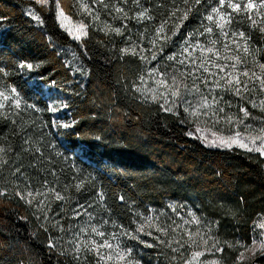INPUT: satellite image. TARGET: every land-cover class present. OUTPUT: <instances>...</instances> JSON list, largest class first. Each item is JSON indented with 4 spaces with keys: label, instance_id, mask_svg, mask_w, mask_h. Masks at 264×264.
<instances>
[{
    "label": "trees",
    "instance_id": "16d2710c",
    "mask_svg": "<svg viewBox=\"0 0 264 264\" xmlns=\"http://www.w3.org/2000/svg\"><path fill=\"white\" fill-rule=\"evenodd\" d=\"M228 1L123 0L114 31L93 22L92 0H0V264H83L68 244L82 207L119 232L152 213L192 211L211 226L227 264L251 243L264 217V157L209 148L188 132L258 133L264 115L216 91L219 105L237 116L241 106L245 116L239 125L213 124L190 112L193 92L163 97L148 82L150 73L175 70L172 60L190 40L207 41L219 6L229 33L247 40L264 66V32L243 11L264 0H235L236 9ZM58 11L85 24L79 41ZM44 189L58 196L45 205L22 199ZM144 251L148 264H182L188 253L159 242Z\"/></svg>",
    "mask_w": 264,
    "mask_h": 264
},
{
    "label": "rangeland",
    "instance_id": "374dc122",
    "mask_svg": "<svg viewBox=\"0 0 264 264\" xmlns=\"http://www.w3.org/2000/svg\"><path fill=\"white\" fill-rule=\"evenodd\" d=\"M121 1L123 0H92L88 14L102 28L116 31L114 20L124 22L119 5ZM228 6L236 9L238 4L235 0H229ZM243 11L248 12L264 32V8L247 3ZM229 18L224 6L216 8L207 23V41L202 43L190 40L173 59L176 63L172 60L175 70L150 73L148 82L149 87L163 97H169L168 94L171 93L176 96L179 92L189 96L193 92L197 95L198 103L190 110L192 114L209 117L213 124L226 120L227 124L233 122L235 126L243 121L245 109L240 106L241 115L237 116L236 111L218 104L215 92L218 91L219 94L229 91L236 97H242L239 104L243 100L247 101L264 115V66L255 57H251L247 40L229 33ZM58 20L73 39L79 41L83 37L85 24L72 20L62 11H58ZM132 50L133 47L127 49L128 52ZM43 89L45 96L49 97L47 87ZM5 100L0 92V110ZM57 104L58 101L54 98L49 101L51 109ZM262 120V128L258 133L226 134L212 128L194 127L188 134L209 148L236 147L264 156V116ZM244 128L248 129L249 126ZM27 195L28 198H22L27 204L37 199L41 205H45L51 199L50 196H58L49 189L37 194L38 198L36 193ZM73 217L76 228L75 233L68 238V244L83 264H148L143 261L142 255H145V248L153 247L155 242L170 246L178 252H183L181 248L187 250L182 264H227L219 257L220 250L215 249L218 241L211 226L202 223L192 211L186 214L172 212L167 217L152 213L143 218L131 232H119L107 226L100 215L83 207L73 213ZM255 232L257 235L251 243L240 247L241 251L236 254V260L232 264H247L249 261L257 264L258 258L264 255V217L256 221Z\"/></svg>",
    "mask_w": 264,
    "mask_h": 264
},
{
    "label": "crops",
    "instance_id": "0c3cea01",
    "mask_svg": "<svg viewBox=\"0 0 264 264\" xmlns=\"http://www.w3.org/2000/svg\"><path fill=\"white\" fill-rule=\"evenodd\" d=\"M234 148H236V147H234ZM240 149V148H239ZM241 150H243V149H241ZM245 151V150H244ZM249 152H251V151H249ZM262 157H264V156H262Z\"/></svg>",
    "mask_w": 264,
    "mask_h": 264
}]
</instances>
